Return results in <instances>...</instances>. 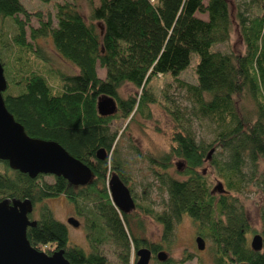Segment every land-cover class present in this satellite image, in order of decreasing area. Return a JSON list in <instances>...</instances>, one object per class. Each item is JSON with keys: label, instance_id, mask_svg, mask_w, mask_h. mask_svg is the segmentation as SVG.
Returning a JSON list of instances; mask_svg holds the SVG:
<instances>
[{"label": "trees", "instance_id": "16d2710c", "mask_svg": "<svg viewBox=\"0 0 264 264\" xmlns=\"http://www.w3.org/2000/svg\"><path fill=\"white\" fill-rule=\"evenodd\" d=\"M204 1L98 0L91 6L88 20L66 3L57 6L54 25L51 16L43 20L41 12L30 13L20 0H0V63L7 83L2 93L6 109L29 137L57 142L92 171L85 186L74 187L61 177H54V182L48 184L41 180L44 175L31 179L0 160V201L29 200L34 207L45 199L63 195L78 215H86L89 220L86 233L92 246L85 253L68 245L66 226L42 207L36 225L26 230L33 248L47 255L51 249L63 250L70 264H107L94 244L111 237L128 251L132 246L134 255L145 247L157 260L162 246L142 238L137 233L141 222L134 221L133 211L122 213L111 201L109 178L116 174L126 185L116 163L113 146L117 135L111 131V122L128 118L134 108V112H141L153 103L147 94L150 79L170 75L178 81V75L187 69L195 54L199 58L194 70L197 83H183V87L194 99L199 116L216 126V138L210 146L220 147L226 159L211 158L209 165L222 181L224 192H215L199 171L209 153L206 155L188 132L178 131L168 152L146 159L160 171L159 179L168 194L167 211L152 217L163 227V242L183 216L199 223L203 230L198 238L202 241V237H209L214 243V264H264V205L259 209L261 229L257 232L242 206L230 195L239 193L245 184L243 168L247 166L252 173H258V161L264 158V0H254L260 4V15L248 18L240 12L236 14L238 33L245 46L242 54L212 50L229 40L233 22L227 0ZM196 14H206L207 19ZM31 17L37 19L39 27L29 28V38L50 39L56 54L77 73L41 69L48 62L45 53L26 40ZM8 19L15 25L13 35L3 22ZM2 50L11 52L6 63ZM30 55L34 57L33 69ZM98 67L105 70L103 79L97 75ZM125 83L140 90L137 98L119 97L118 90ZM104 97L115 100L113 115H99L97 102ZM244 102L252 107L246 109ZM99 150L105 151L104 159L97 157ZM175 159L184 163L181 170H176L180 179L169 174ZM260 183L264 188V174ZM89 203L90 213L85 212ZM248 234L261 237L260 251L250 247ZM125 258L127 264V255ZM158 263L172 264L173 260Z\"/></svg>", "mask_w": 264, "mask_h": 264}, {"label": "rangeland", "instance_id": "374dc122", "mask_svg": "<svg viewBox=\"0 0 264 264\" xmlns=\"http://www.w3.org/2000/svg\"><path fill=\"white\" fill-rule=\"evenodd\" d=\"M20 1L30 13L41 12L43 20L51 16L54 25H56L54 16L58 5L66 3L73 5L84 19L88 20L91 6L97 5L98 2V0H92V3L89 0ZM206 2L207 0L204 1V4ZM227 2L233 22L230 38L226 43L215 45L212 50L242 54L245 46L238 33L236 14L240 12L249 18L256 14L260 15L262 10L260 4L254 0H227ZM196 16L204 20L207 19L206 14H196ZM19 18L23 19L21 15ZM3 22L9 34L13 35L16 31L13 21L8 19ZM31 27L34 29L39 27V22L34 17H31L26 27V40L33 45L34 49L39 47L45 53L44 56L48 62L42 61L44 65L41 69L47 71L46 68H48L56 73H77L74 67L56 54L50 39L32 41L29 38V28ZM10 53V50H2L4 63L9 61ZM29 59L31 66L34 60L33 55H30ZM198 61V56L192 54L189 66L178 75V81L170 75L151 78L147 94L154 99V102L147 104L141 112H134V108L128 118L119 117L111 122V131L117 135L113 146L116 151V163L122 169L123 176L126 178V187L130 190L135 205L138 206L132 212L134 221L141 222V228L137 230V233L148 243L160 244L162 246L160 252L165 253L167 259H172V264H179L178 262L181 260H185L184 264H214L215 259L214 243L211 238L202 237L203 249L198 248L197 238L199 231L203 229L199 223L188 216H183L177 221L170 237L166 241H162L163 227L152 216L155 213L162 214L167 211L168 194L165 183L163 184L159 179L160 171L146 160L147 157L158 158L168 152L174 133L188 132L195 143L205 149L206 155L210 153L207 162L199 171L206 176L212 188L218 183H222L215 170L209 165L211 158L218 161L226 159V153L220 147L210 146L216 138V126L209 119L199 116L194 99L183 87V83L196 85L194 70ZM40 62H37V68H40ZM33 67L31 66L32 69ZM97 75L103 79L105 70L98 67ZM139 94L140 90L129 83L123 84L118 90L121 99L137 98ZM243 105L246 109L252 107L248 102H244ZM183 164L182 160H173L169 174L180 179L176 170H181ZM257 167L258 173H252V170L247 166L243 168L245 184L239 193L230 195L236 198L237 203L244 209L252 229L259 232L261 229L259 209L264 205V188L260 183L261 176L264 174V158L259 159ZM41 180L52 184L54 177L44 175ZM42 207H47L52 212L54 219L66 226L70 247L80 248L85 253L91 251L92 245L86 233L89 221L86 215H84L85 217L78 215L75 207L63 195H60L36 204L29 219L38 220ZM91 207L92 203H89L85 212L89 211L90 213ZM69 218L75 219L79 225L74 227L68 224ZM252 236L253 234L247 235L248 243ZM94 248L105 258L107 264H124L126 255L127 264H133L134 259H137L132 246L128 251L111 237H106L99 244H94ZM51 251L53 253L57 250L51 249ZM158 262L151 257L149 264H159ZM160 262L164 263V261Z\"/></svg>", "mask_w": 264, "mask_h": 264}, {"label": "water", "instance_id": "95a60500", "mask_svg": "<svg viewBox=\"0 0 264 264\" xmlns=\"http://www.w3.org/2000/svg\"><path fill=\"white\" fill-rule=\"evenodd\" d=\"M6 88L7 83L0 63V160L7 162L11 170L31 179L39 175H50L61 177L74 187L87 185L92 178V171L86 164L71 156L57 142L31 138L25 133L23 126L15 121L5 107L2 93ZM116 108L115 100L110 97L101 98L97 102L100 116L113 115ZM105 155L104 150L97 152L99 159H104ZM108 190L113 205L120 212L127 214L135 209L129 189L116 174L109 178ZM213 190L224 192L221 183ZM32 211L33 205L29 200L5 198L0 201V264H70L65 259L63 250L47 255L30 245L26 230L36 225L35 220L29 219ZM67 223L74 227L79 225L73 218H69ZM197 242L198 248L203 249L200 238H197ZM250 247L254 251L261 250L259 235L252 237ZM135 255L137 259L134 264H149V249L140 248ZM156 258L158 261L167 259L163 252H158Z\"/></svg>", "mask_w": 264, "mask_h": 264}, {"label": "built area", "instance_id": "2783aa9c", "mask_svg": "<svg viewBox=\"0 0 264 264\" xmlns=\"http://www.w3.org/2000/svg\"><path fill=\"white\" fill-rule=\"evenodd\" d=\"M152 1V0H151Z\"/></svg>", "mask_w": 264, "mask_h": 264}]
</instances>
